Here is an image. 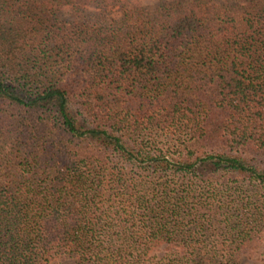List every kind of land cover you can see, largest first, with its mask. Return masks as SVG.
I'll return each mask as SVG.
<instances>
[{
    "label": "trees",
    "instance_id": "1",
    "mask_svg": "<svg viewBox=\"0 0 264 264\" xmlns=\"http://www.w3.org/2000/svg\"><path fill=\"white\" fill-rule=\"evenodd\" d=\"M142 2L0 0V264L264 256V0Z\"/></svg>",
    "mask_w": 264,
    "mask_h": 264
},
{
    "label": "rangeland",
    "instance_id": "2",
    "mask_svg": "<svg viewBox=\"0 0 264 264\" xmlns=\"http://www.w3.org/2000/svg\"><path fill=\"white\" fill-rule=\"evenodd\" d=\"M156 2V0H143L142 5L151 6ZM260 244L264 245V234L260 239ZM254 248V247H253ZM163 249L159 248L152 251L150 254L154 257H159L163 254ZM264 260L263 249L256 248L250 251L247 257H245L241 264H262ZM51 264H68L67 261L56 260Z\"/></svg>",
    "mask_w": 264,
    "mask_h": 264
}]
</instances>
